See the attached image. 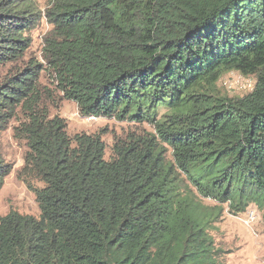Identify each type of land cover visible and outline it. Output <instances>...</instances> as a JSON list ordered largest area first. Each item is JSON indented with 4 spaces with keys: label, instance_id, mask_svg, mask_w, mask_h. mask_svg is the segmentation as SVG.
<instances>
[{
    "label": "trees",
    "instance_id": "1",
    "mask_svg": "<svg viewBox=\"0 0 264 264\" xmlns=\"http://www.w3.org/2000/svg\"><path fill=\"white\" fill-rule=\"evenodd\" d=\"M7 63L0 131L19 119L17 176L40 212L0 218V264H224L210 232L222 208L202 198L264 209V0H0ZM231 72L252 89L223 91ZM61 96L153 129L106 158L101 132L70 135L52 115ZM11 167L0 153V190Z\"/></svg>",
    "mask_w": 264,
    "mask_h": 264
},
{
    "label": "rangeland",
    "instance_id": "2",
    "mask_svg": "<svg viewBox=\"0 0 264 264\" xmlns=\"http://www.w3.org/2000/svg\"><path fill=\"white\" fill-rule=\"evenodd\" d=\"M36 1L40 9L46 8L48 0ZM50 29L51 25L45 19L34 24L30 30L31 46L27 54L28 58H37L42 61L43 38ZM13 73L9 63L0 64V85ZM40 82L48 83L44 73L41 75ZM254 83V77H245L237 72L228 73L220 80L222 90L228 91L231 95L246 94L252 89ZM51 113L66 120L70 135L101 132L106 142V158L111 156V147L116 137L123 138L127 137L129 132H146L153 129L147 121L132 122L107 117H83L79 114L76 102L62 96L58 105L51 106ZM18 123L19 119L13 118L6 129L0 131V153L12 166L0 190V218L11 210L34 216H38L40 212L35 194L17 176L23 165V156L26 151L24 143L14 137V127ZM202 199L207 205L222 208L221 215L210 232L216 246L223 250L224 264H264V209L256 203H250L244 210L236 212L229 202L220 204L214 198ZM253 215L254 221L248 219Z\"/></svg>",
    "mask_w": 264,
    "mask_h": 264
},
{
    "label": "built area",
    "instance_id": "3",
    "mask_svg": "<svg viewBox=\"0 0 264 264\" xmlns=\"http://www.w3.org/2000/svg\"><path fill=\"white\" fill-rule=\"evenodd\" d=\"M251 217H252V218H251ZM251 217H250V218H248V219H250V220L252 219V220L254 221V219H255V218H254V215H253V216H251Z\"/></svg>",
    "mask_w": 264,
    "mask_h": 264
},
{
    "label": "clouds",
    "instance_id": "4",
    "mask_svg": "<svg viewBox=\"0 0 264 264\" xmlns=\"http://www.w3.org/2000/svg\"><path fill=\"white\" fill-rule=\"evenodd\" d=\"M92 118H95L94 116H91Z\"/></svg>",
    "mask_w": 264,
    "mask_h": 264
}]
</instances>
